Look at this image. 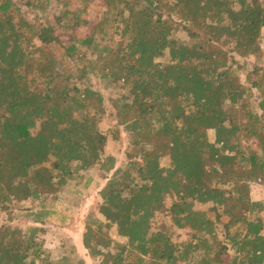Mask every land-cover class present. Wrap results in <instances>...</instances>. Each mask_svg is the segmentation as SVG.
Masks as SVG:
<instances>
[{
    "label": "trees",
    "instance_id": "16d2710c",
    "mask_svg": "<svg viewBox=\"0 0 264 264\" xmlns=\"http://www.w3.org/2000/svg\"><path fill=\"white\" fill-rule=\"evenodd\" d=\"M89 1L26 0L31 20L0 0V209L41 207L25 231L0 227V264H71V255L50 260L38 234L48 200L93 169L106 183L85 222L90 258L264 264V202L251 193L252 183L264 187V0H102L103 18L82 38ZM54 5V22L42 21L39 11L47 19ZM181 26L190 42L174 37ZM250 57L242 82L238 58ZM91 76L125 91L113 101L129 138L119 166L99 127L104 95L77 86ZM160 215L169 222L157 224ZM173 228L191 238L174 242Z\"/></svg>",
    "mask_w": 264,
    "mask_h": 264
},
{
    "label": "rangeland",
    "instance_id": "374dc122",
    "mask_svg": "<svg viewBox=\"0 0 264 264\" xmlns=\"http://www.w3.org/2000/svg\"><path fill=\"white\" fill-rule=\"evenodd\" d=\"M16 4L25 12L29 19L34 20L35 14L31 9H28L25 2L26 0H14ZM75 4L74 6H76ZM87 14L86 18L91 22L90 27L81 28L77 32L82 38L86 37L93 31V27L97 24L104 16L107 8L102 0H90L87 4ZM62 11L61 6L54 5L52 10L48 14V18L40 10L39 17L42 21L54 22V15ZM44 15V17H43ZM178 33L174 36L177 40L190 42L187 33L184 29L179 27ZM264 35V29H263ZM69 37L66 34L61 36L62 41L66 42ZM264 46V44H263ZM239 75L242 82H245L246 76L249 71L252 70L255 64V58L250 57L248 60L239 59ZM159 62L163 64L169 63L168 52L158 59ZM246 61V62H245ZM68 63H64L66 66ZM264 67V63H260V66ZM77 86L84 88L85 86H92L94 89L99 90L105 98L106 108L108 110L107 116L99 124L100 130L108 136L107 151L109 154L117 156L119 162L121 163L124 159L125 151L129 146V138L127 134L122 132V128L118 127V121L113 114V101L115 100L117 93H124V89L116 88L105 89L104 83L99 81L96 77L91 76L90 80L84 83H78ZM255 92V98L259 97V93ZM253 99V102L258 101ZM116 138V139H115ZM118 138V139H117ZM209 138L212 142L215 140V134L213 131H209ZM165 162V161H164ZM83 174V179L79 182L71 183L63 192L59 194L58 200H48L47 206L51 210V217L45 220L42 230L38 237L44 242V250L49 254L50 260L57 262L60 258L67 255L73 257L71 264H77V262L82 261L84 264H101V261L90 258L87 251L75 250L77 235L82 236L85 230V222L88 213L94 212L98 215V208L100 204L99 190L106 183L104 175L100 173L97 169L90 170L89 172H81ZM251 193L254 199L263 200L264 202V187L261 186L260 182L252 183ZM54 202V203H53ZM166 204L169 206L170 201L167 200ZM212 205H202L198 204L196 206L197 210L207 211L211 209ZM40 206L38 202H25L23 204L14 205L10 211H3L0 209V227L5 225H11L12 227H17L22 230H26L30 223H32L33 212L39 211ZM210 215L213 217L214 213L211 212ZM158 223L162 221H168V218L162 217V215L157 216ZM223 222H228L229 219L224 217ZM40 226V225H39ZM220 234H222L223 227L218 226ZM108 234L114 240L118 242V245H123V239L115 234L116 226H111L108 228ZM106 232V231H105ZM190 232L188 230H180L173 228L171 231V237L174 242H184L191 238ZM74 249V253H71V249ZM113 253L116 252V248L111 250ZM66 254V255H65ZM111 264V263H110Z\"/></svg>",
    "mask_w": 264,
    "mask_h": 264
},
{
    "label": "crops",
    "instance_id": "0c3cea01",
    "mask_svg": "<svg viewBox=\"0 0 264 264\" xmlns=\"http://www.w3.org/2000/svg\"><path fill=\"white\" fill-rule=\"evenodd\" d=\"M120 165V162L118 163V166ZM105 185V184H104ZM103 185V186H104ZM103 186L101 187V189L103 188ZM100 189V190H101ZM100 190H99V192H100ZM253 197V196H252ZM99 199H100V196H99ZM254 199V198H253ZM254 200H259V199H254ZM115 234H117V228H116V231H115ZM76 245L77 246H75V250H79V251H81V250H83V251H87L86 249H85V247H84V245H83V234H82V236L79 234V236L77 235V242H76ZM72 250V249H71ZM73 251H74V249H73ZM87 254H88V252H87Z\"/></svg>",
    "mask_w": 264,
    "mask_h": 264
}]
</instances>
